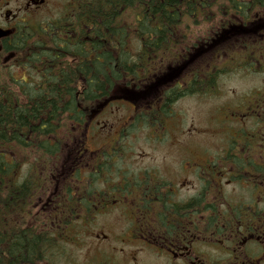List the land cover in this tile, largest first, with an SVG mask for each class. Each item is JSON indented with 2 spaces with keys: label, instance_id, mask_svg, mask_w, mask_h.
Listing matches in <instances>:
<instances>
[{
  "label": "trees",
  "instance_id": "1",
  "mask_svg": "<svg viewBox=\"0 0 264 264\" xmlns=\"http://www.w3.org/2000/svg\"><path fill=\"white\" fill-rule=\"evenodd\" d=\"M259 30L264 0H73L49 26L16 30L18 41L0 51V264H55L69 240L38 231L43 222L29 212L49 168L65 164L64 137L84 135L126 91L152 102L136 121L161 126L179 100L218 94L233 67L264 73ZM174 64L186 69L181 78L158 86Z\"/></svg>",
  "mask_w": 264,
  "mask_h": 264
},
{
  "label": "flooded vegetation",
  "instance_id": "2",
  "mask_svg": "<svg viewBox=\"0 0 264 264\" xmlns=\"http://www.w3.org/2000/svg\"><path fill=\"white\" fill-rule=\"evenodd\" d=\"M10 2L0 0V30L9 32L0 40V51L18 41L14 36L21 26L39 24L25 20L30 16L24 14L22 5L17 11L10 9ZM45 2L24 0L34 14ZM238 116L245 125L242 131L232 129L225 144L217 140L209 156L194 151L192 167L180 164L167 172L157 168L130 171L116 165L122 152L119 142L130 134L118 133L89 149L88 144L95 141L91 129L96 128V118H90L84 135L64 137L73 158L69 165L49 168L46 181L40 184L45 189L38 197V217L56 221L83 217L84 228L89 230L97 217L120 210L121 217L131 223L125 235L132 232L130 238L144 239L163 264H264V100L246 103ZM190 178L195 185L186 195ZM72 205L80 207L79 213L69 208ZM204 244H210L213 251L204 249ZM104 254L108 253L81 263L64 257L70 261L61 264H121Z\"/></svg>",
  "mask_w": 264,
  "mask_h": 264
},
{
  "label": "rangeland",
  "instance_id": "3",
  "mask_svg": "<svg viewBox=\"0 0 264 264\" xmlns=\"http://www.w3.org/2000/svg\"><path fill=\"white\" fill-rule=\"evenodd\" d=\"M70 1L46 0L41 8L35 9L39 10L36 14L27 9L24 0H11L9 8L17 11V8L22 5L24 14L30 16L25 20L41 23L59 17ZM252 37L260 38V30L253 33ZM255 54L258 62L263 64L264 52L258 50ZM241 56L243 55L240 54V50L232 52V62L240 61ZM14 72H19V78L24 79L22 71L15 70ZM169 84L172 85V83ZM218 87V94L185 98L175 103L172 108V117L174 118L169 120L170 115H166L165 117L169 119L165 120L166 126L164 125L165 127L161 128L160 132L154 131V128H140L123 137L119 142L122 149L121 158L116 160V165L129 168L130 171H137L140 168L143 170L157 168L162 172H167L180 164L189 168L193 166L190 161L194 151L201 153L205 151L209 156L214 150L212 148L215 147L217 139L225 144V141L231 138V132L227 126L237 132L242 131L245 127L243 120H234L241 112V109L237 108H243L247 101L264 100V73L257 74L245 67H233L226 76L222 77ZM258 91L259 93L255 94ZM141 107L142 105H137L134 108L130 104L115 102L114 105L111 104L101 111V115L97 118L101 129L91 130V134H95L93 137L95 141L88 144L89 149L97 148L109 138L122 133L133 118L134 111L141 110ZM223 107L225 108L223 109ZM228 119L231 121L229 124L226 123ZM249 126L255 127L252 122L249 123ZM225 136L230 137L226 138ZM89 156L88 153L87 157L89 158ZM72 158V153L68 151L64 161L69 160V165ZM39 173L41 174L42 171ZM187 183L186 195L193 191L192 185H195V179L190 178ZM99 187L102 188V185ZM40 192L41 190L37 192L29 209L30 213H34L32 220L43 218L54 225L56 220L50 217H38L39 212L35 213ZM60 207L64 208L62 205ZM79 211L78 208L77 213ZM67 214L71 215V210ZM66 218L69 217H63L58 223H65ZM82 218L77 217L76 223L72 224L78 228L77 233L80 236H74L68 241L65 250L63 249L64 257L81 263L90 261L96 255L106 252L119 259L121 264H163V259L153 249L144 245V239L130 238L132 232L125 235L131 223L125 217H121L120 210H113L107 215L97 217L95 224L93 223L89 230L82 228L80 221ZM204 249L209 252L213 251L210 244H204ZM108 254L104 255L108 256ZM64 257H62L64 260L70 261Z\"/></svg>",
  "mask_w": 264,
  "mask_h": 264
},
{
  "label": "water",
  "instance_id": "4",
  "mask_svg": "<svg viewBox=\"0 0 264 264\" xmlns=\"http://www.w3.org/2000/svg\"><path fill=\"white\" fill-rule=\"evenodd\" d=\"M6 35H7L6 32H4V31H0V38L4 37V36H6Z\"/></svg>",
  "mask_w": 264,
  "mask_h": 264
}]
</instances>
